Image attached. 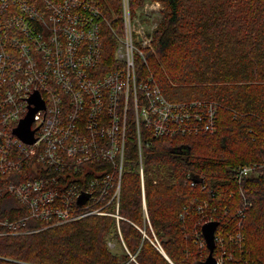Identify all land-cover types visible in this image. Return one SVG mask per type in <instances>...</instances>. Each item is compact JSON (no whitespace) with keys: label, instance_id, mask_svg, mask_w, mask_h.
Returning <instances> with one entry per match:
<instances>
[{"label":"trees","instance_id":"16d2710c","mask_svg":"<svg viewBox=\"0 0 264 264\" xmlns=\"http://www.w3.org/2000/svg\"><path fill=\"white\" fill-rule=\"evenodd\" d=\"M150 1L162 9L151 48L135 60L138 76L169 101H214L216 127L144 145V198L129 141L118 220L84 216L0 235V264H196L208 254L200 227L211 220L222 264H264V0H129L131 12ZM98 2L119 27L121 1ZM104 40L103 57L114 62L108 29ZM11 200L0 218L15 216Z\"/></svg>","mask_w":264,"mask_h":264},{"label":"built area","instance_id":"2783aa9c","mask_svg":"<svg viewBox=\"0 0 264 264\" xmlns=\"http://www.w3.org/2000/svg\"><path fill=\"white\" fill-rule=\"evenodd\" d=\"M120 1L115 27L98 0H0V203L15 204V216L0 218V235L84 216L118 220L129 141L144 198V145L216 127L214 101H169L151 77L138 76L135 60L151 48L162 6L145 2L133 14ZM107 29L114 62L103 57ZM33 109L28 142L14 129ZM256 166L233 176L241 181Z\"/></svg>","mask_w":264,"mask_h":264},{"label":"water","instance_id":"95a60500","mask_svg":"<svg viewBox=\"0 0 264 264\" xmlns=\"http://www.w3.org/2000/svg\"><path fill=\"white\" fill-rule=\"evenodd\" d=\"M34 109L31 110L28 116L20 122L19 126L14 129V133L22 138L24 141L31 142L32 138L30 136L29 125L32 120V114L34 113ZM85 197L79 198L78 203H83ZM218 226V222L211 220L204 222L200 231L203 236L204 242L208 249V254L205 259L198 261L196 264H217L216 258L213 256V251L215 249V230Z\"/></svg>","mask_w":264,"mask_h":264},{"label":"rangeland","instance_id":"374dc122","mask_svg":"<svg viewBox=\"0 0 264 264\" xmlns=\"http://www.w3.org/2000/svg\"><path fill=\"white\" fill-rule=\"evenodd\" d=\"M140 20L143 22V23H151V19L150 18H146V17H143V15L141 14V16L139 17ZM112 246V244H111Z\"/></svg>","mask_w":264,"mask_h":264}]
</instances>
